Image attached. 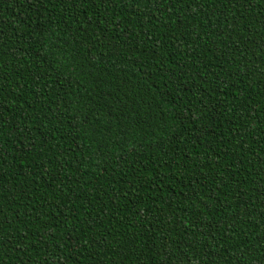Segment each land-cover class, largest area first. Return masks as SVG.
Instances as JSON below:
<instances>
[{"label":"trees","instance_id":"obj_1","mask_svg":"<svg viewBox=\"0 0 264 264\" xmlns=\"http://www.w3.org/2000/svg\"><path fill=\"white\" fill-rule=\"evenodd\" d=\"M0 264H264V0H0Z\"/></svg>","mask_w":264,"mask_h":264}]
</instances>
